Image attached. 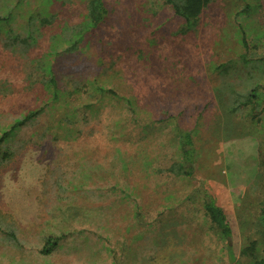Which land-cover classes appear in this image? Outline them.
Returning a JSON list of instances; mask_svg holds the SVG:
<instances>
[{"label":"rangeland","instance_id":"rangeland-1","mask_svg":"<svg viewBox=\"0 0 264 264\" xmlns=\"http://www.w3.org/2000/svg\"><path fill=\"white\" fill-rule=\"evenodd\" d=\"M16 1L0 0V15L9 14ZM39 1L30 0L29 8L36 12ZM106 1L105 19L73 37L72 47L66 39L81 29L86 0H51L44 6L52 16L43 25L37 22L42 35L26 59L4 46L5 32L0 31V129L38 105L35 91L42 76L29 62L48 52L55 36L58 48L48 60L61 83L78 87L85 80L104 81L106 88L133 101L142 125L154 121L158 128L167 113L181 111L184 127L197 121L200 166L190 181L146 175L145 159L162 169L174 154L163 129L147 143L137 140L136 134L130 136L123 101L74 93L70 100L76 108L83 100L95 103L93 118L58 122L60 110L48 112L20 130L10 142L13 154L0 160V264H113L109 248L115 264H120V254L123 264H246L243 247L249 242L263 246L264 112L249 114L251 104L231 112L218 102L226 92L231 99L255 92L261 101L255 111L264 106V75L256 65L264 56V0H247L255 7L250 14L254 23L246 30L247 51L237 42L240 20L231 14L236 6L241 9V0L212 1L184 33L172 12L156 16L149 0ZM10 17L14 29L23 22L17 15ZM243 52L254 60L246 67L237 63ZM224 63L227 72L217 71ZM223 85L229 90L224 92ZM252 117L257 123L252 124ZM226 119L243 125L247 136L224 139L220 131ZM48 125L50 133L45 132ZM111 133L125 135L115 139ZM122 156L130 162L127 173ZM120 187L134 191L145 219L156 221L162 213L174 225L165 235L150 229L139 238L138 230L145 227L132 220L130 204L120 206ZM167 194L172 197L166 199ZM207 195L227 215L233 228L228 239L203 214L201 201ZM62 230L69 231L62 247L49 256L39 254L42 238ZM10 231L15 235L11 241L6 235ZM131 237L137 238L129 243ZM123 241L131 250L120 253Z\"/></svg>","mask_w":264,"mask_h":264},{"label":"trees","instance_id":"trees-1","mask_svg":"<svg viewBox=\"0 0 264 264\" xmlns=\"http://www.w3.org/2000/svg\"><path fill=\"white\" fill-rule=\"evenodd\" d=\"M212 1L214 0H149L150 9L156 16H166L168 12H172V16L176 21L180 22L179 31L184 33L185 31H190L198 22L200 14L202 10L207 7ZM240 1V0H239ZM243 5L241 9L239 6H236L231 13L235 20L238 18L240 21L243 20L244 23L237 22L235 25V29L237 35L239 34L238 44L242 46L244 50L247 51L249 43L247 42L248 37V26L250 23H254L250 18V14L254 10L253 5H249L247 0H241ZM51 3V0H40L39 1V8L41 12L34 9H30V0H17L16 3L11 8V12L9 14L0 15V27L3 29L0 31L5 32V37L3 38V44L5 47L10 48L12 51L17 52L18 54L23 55V58H27L30 51L38 45V40L41 38V31L40 27H38L37 22H41L42 25L45 24V21L48 18H51V14L48 11H44V6ZM106 0H86V16L82 20L81 31L79 29L77 32L73 33V36L67 38V43L70 42V46H73V37L79 38L82 36V33L91 31L93 28L95 29L98 25L105 19L107 14L106 9ZM26 7V8H25ZM25 8V10H24ZM28 11L26 12V10ZM19 11V13H16ZM11 15H17L22 18L23 22L18 26L17 29L13 28ZM40 16V17H39ZM241 18V19H240ZM7 27V29H5ZM44 27V26H43ZM254 30V29H252ZM1 33V32H0ZM261 33H258L259 36ZM54 39L52 40V45L48 52L35 57L31 58L29 65L31 67L34 66L35 70L41 72V80L40 85L41 87L39 90L35 91L37 96V101L35 104L38 105L35 107L28 108L25 112L21 115L12 118L11 122L2 127L0 129V160H6L9 158L13 151L10 147V142L14 139L17 133L22 130L24 127H27L33 124L34 121L38 117L46 115L48 112H57L60 110V115L58 122H62L64 120L70 121L75 119L78 122H87L90 118H93L95 112L98 108L95 106V103L88 102L83 100L79 102L80 106L76 108L74 105L76 103H72L70 100L71 96L74 93H83L86 95V98H90L91 92L98 93L99 99L102 100H110L114 99L117 101L124 102V109H128L129 118H130V125L131 135L134 136L138 140L143 142H149L148 139L153 136V133L162 130L163 134L167 138L168 145L174 149V154L171 160L168 163V166L163 167L162 169L158 166H154L153 161L150 159H145L142 163V170L146 173V175H155L158 173L161 175H165L169 179L173 180H185L190 181L193 178V172L195 168L199 165V155H200V147L196 143L197 137L199 136V126L197 121L190 127H184V120L181 121L180 118L184 117L183 112L176 115H169L163 119L159 120L158 123L161 124L160 127L154 126V121L151 123L140 124L139 123V114L137 113L134 106V103L131 99H127L124 96L119 95L118 93L114 92L112 88H106L103 84L104 81H100V83L96 82L95 80H85L81 86L76 87L74 85L65 84L60 82V78L56 72L55 67L50 64L51 61L48 60V57L52 55L58 47L54 41L57 40L55 36H52ZM59 38V37H58ZM62 38V35H61ZM72 48H67V50H71ZM70 52V51H69ZM237 63L242 64V66H247L250 63L252 64L254 60H252L246 53H240L237 58ZM256 62L258 68L262 71L264 75V56L259 57ZM33 65V66H32ZM224 66H228L226 63L220 64L217 67V71L220 72H227L224 69ZM216 70V67L214 68ZM229 87L227 85H223L222 90L226 92ZM221 91V90H220ZM42 93L40 96L39 94ZM239 98L229 97V94H222L219 96L218 105L228 109L231 112L234 110H238L243 108L246 109L248 104L249 109L247 110L249 114H253V116H260L262 112H264V106L262 107L260 112H256V105L261 101L260 98H257V94L254 93H246L240 94L238 93ZM100 101V104H101ZM226 103L223 106L222 102ZM53 110V111H51ZM49 114V113H48ZM202 114L199 113V117ZM132 117V118H131ZM252 124L257 123L258 119L251 118ZM260 119H264V117H260ZM168 127V129H167ZM215 134H217V128H213ZM51 127L48 125L46 127L45 132L50 133ZM245 128L243 125H238L237 123H233L231 119H226L224 121L221 133H225L224 139H237L243 138L247 136V132L244 131ZM231 132V135H228ZM115 134V135H114ZM111 133V136L115 139H120V136L125 135V133ZM213 137L214 134H213ZM131 143H134V140H130ZM120 163L127 173L129 170L130 162H128L123 156L120 158ZM183 182V181H182ZM172 195L167 194L166 199H170ZM165 199V198H164ZM202 202V209L203 214L206 217L207 221L211 224L213 228L217 230V232L222 236V238L228 239L233 234V228L227 221V215L222 209V207L216 203V201L209 195L203 198ZM130 204V212L132 216V220L134 223H139V228L145 227V229L138 230V237L142 239V237L150 230L153 229L156 232L157 236L165 235L167 228L170 225H174L173 223L166 222L167 218H161L162 213H160L157 217L156 221H150L147 218L145 219V212L143 211V206L136 201V194L132 189L127 187H120V206L121 204ZM146 220V221H145ZM259 221L260 226L262 228L263 234V246L257 248L255 242H249L246 244L241 253L247 256L246 264H264V205L261 206L259 210ZM141 222H143L141 224ZM65 230V229H64ZM58 231V233H49L42 238V243L38 247L37 251L39 254L43 256L52 255L55 251L60 249L66 240L69 231ZM7 238L9 241L15 239V235L13 232H7ZM137 237H131L130 242L132 243L135 241ZM132 241V242H131ZM125 241L120 243V253L121 252H128L131 248L128 245H125ZM110 258L112 259V263H117L116 258L114 257V251L112 248L107 249ZM122 255L120 254V264H123ZM134 263L136 262V258L133 259Z\"/></svg>","mask_w":264,"mask_h":264}]
</instances>
